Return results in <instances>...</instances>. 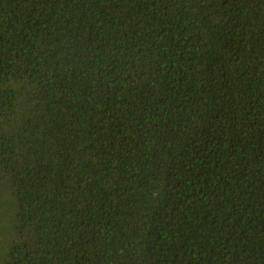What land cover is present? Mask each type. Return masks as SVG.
Wrapping results in <instances>:
<instances>
[{"label":"trees","instance_id":"16d2710c","mask_svg":"<svg viewBox=\"0 0 264 264\" xmlns=\"http://www.w3.org/2000/svg\"><path fill=\"white\" fill-rule=\"evenodd\" d=\"M0 264H264V0H0Z\"/></svg>","mask_w":264,"mask_h":264}]
</instances>
